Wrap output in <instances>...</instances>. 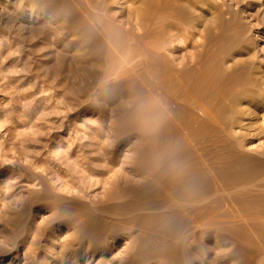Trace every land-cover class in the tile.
Listing matches in <instances>:
<instances>
[{
	"label": "rangeland",
	"instance_id": "rangeland-1",
	"mask_svg": "<svg viewBox=\"0 0 264 264\" xmlns=\"http://www.w3.org/2000/svg\"><path fill=\"white\" fill-rule=\"evenodd\" d=\"M185 6L193 24L184 40L169 30V58L190 56L224 25L228 40L210 44L248 46L264 74V0ZM138 7L0 0V264H264V219L240 217L264 215V186L222 208L236 221L214 224H185L155 195L153 82L125 73L103 24L139 25ZM261 114L250 115L254 128ZM168 135L185 155L181 131ZM247 141L246 150L264 151V130Z\"/></svg>",
	"mask_w": 264,
	"mask_h": 264
},
{
	"label": "bare ground",
	"instance_id": "bare-ground-1",
	"mask_svg": "<svg viewBox=\"0 0 264 264\" xmlns=\"http://www.w3.org/2000/svg\"><path fill=\"white\" fill-rule=\"evenodd\" d=\"M138 1V26L133 23L129 29H118L104 21L103 24L110 41L123 54L125 73L153 82L152 107L157 114L153 128L157 150L154 149L158 151L152 174L158 189L155 195L168 211H178L176 217L181 214L179 220L182 217L185 224L236 221L234 213L226 214L225 210L221 215L222 208L232 207L238 194L248 195L259 190L254 187L264 186V151L244 148L247 140L264 130V124L254 128L256 123L249 122L250 115L257 120V113L264 111V74L261 71L259 76L256 55L246 56L251 52L248 46L235 51L223 44H210L211 39L225 38L223 25L212 34L208 29L207 42L199 43L190 56L175 63L167 55V45L173 37L184 40L182 28L193 24L192 11L185 5H194L196 0ZM170 29H176L173 37ZM235 55L241 58L232 61ZM260 116L264 119V113ZM175 127L189 148L183 156L175 154L173 145L166 144ZM240 217L264 219L262 213Z\"/></svg>",
	"mask_w": 264,
	"mask_h": 264
}]
</instances>
